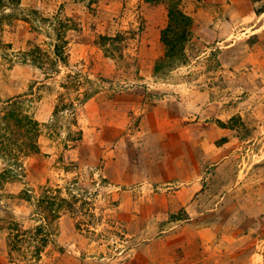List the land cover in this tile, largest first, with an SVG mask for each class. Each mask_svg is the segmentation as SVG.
<instances>
[{
    "label": "rangeland",
    "instance_id": "rangeland-1",
    "mask_svg": "<svg viewBox=\"0 0 264 264\" xmlns=\"http://www.w3.org/2000/svg\"><path fill=\"white\" fill-rule=\"evenodd\" d=\"M228 3L157 69L162 2L0 0V124L37 125L0 129V264H264V16Z\"/></svg>",
    "mask_w": 264,
    "mask_h": 264
},
{
    "label": "trees",
    "instance_id": "trees-1",
    "mask_svg": "<svg viewBox=\"0 0 264 264\" xmlns=\"http://www.w3.org/2000/svg\"><path fill=\"white\" fill-rule=\"evenodd\" d=\"M151 2H162L166 5L168 9V23L165 27V29L162 31V38L161 43L163 46V56L157 61L159 63L158 68H166L167 66H172V64L175 61H179L181 58H184L185 53V46L189 42L191 36L193 35V27H194V19L191 15H189L183 7L184 0H150ZM257 1H263L264 0H252V3L255 5ZM255 12L257 14L264 13V3L262 4L261 8H256L255 6ZM58 54V50H57ZM170 61V63H169ZM160 69V70H161ZM11 102H8L9 109L6 113H4L2 117V122H4V125L0 124V129L5 127L8 130V134L5 136L6 140L11 141L13 137H15L14 134L20 135L24 129L28 141L25 143L28 146H32V149L36 145L34 144V137H35V131H36V122H34L31 118L27 120L26 123H23V120L26 119L25 116L18 113L15 109H12ZM26 124V125H25ZM14 141H20L19 138H15ZM20 143H24V140H22ZM36 147V146H35ZM6 150V148L4 147ZM3 151L4 153H0L1 156H6L9 151ZM13 173V170H4L3 173ZM2 175V174H1ZM0 175V176H1ZM1 178H6L1 177ZM0 178V179H1ZM23 195H25V199H29V192H24ZM23 197V196H22ZM43 201V200H42ZM52 205V202L49 203ZM11 230H14V227L12 225ZM15 238V235H14ZM13 238V240H15ZM16 241V240H15Z\"/></svg>",
    "mask_w": 264,
    "mask_h": 264
},
{
    "label": "crops",
    "instance_id": "crops-1",
    "mask_svg": "<svg viewBox=\"0 0 264 264\" xmlns=\"http://www.w3.org/2000/svg\"><path fill=\"white\" fill-rule=\"evenodd\" d=\"M224 1H229V3H228V5L230 6V7H236L237 6V9L238 10H240L241 9V7H242V9L243 10H245V11H247V13H248V16H251V15H254V16H257L258 17V19H261V17H263L264 16V13H260L259 14V16L257 15V13L255 12V9H254V6H253V3H252V0H242L243 2L240 4V6H238V3H237V1L236 2H234L233 0H217V2H220V3H223ZM239 1V0H238ZM223 6H225L224 4H223ZM237 9H235V10H237ZM186 11V10H185ZM187 12V11H186ZM238 12V11H237ZM188 13V12H187ZM189 15H191L193 18H194V20H195V24L198 26V27H201V26H199V25H201L202 24V21L201 20H199V17L197 16V15H195V14H190V13H188ZM196 14H198V12L196 13ZM240 16H243V15H240ZM245 19H247V18H245ZM220 21H219V25H221L222 27H231V22H232V20H231V18H229V16H226V15H223L222 16V18L221 19H219ZM201 21V22H200ZM207 23V22H206ZM207 24H210V22L209 23H207ZM206 25V24H205Z\"/></svg>",
    "mask_w": 264,
    "mask_h": 264
}]
</instances>
